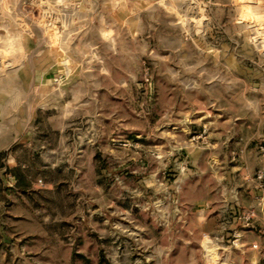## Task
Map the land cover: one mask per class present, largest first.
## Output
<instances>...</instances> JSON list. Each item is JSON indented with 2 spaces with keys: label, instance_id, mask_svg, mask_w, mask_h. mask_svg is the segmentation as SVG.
Wrapping results in <instances>:
<instances>
[{
  "label": "rangeland",
  "instance_id": "1",
  "mask_svg": "<svg viewBox=\"0 0 264 264\" xmlns=\"http://www.w3.org/2000/svg\"><path fill=\"white\" fill-rule=\"evenodd\" d=\"M0 264H264V0H0Z\"/></svg>",
  "mask_w": 264,
  "mask_h": 264
}]
</instances>
